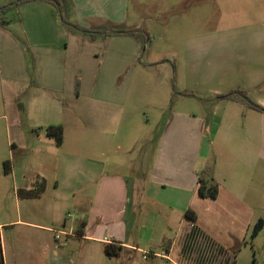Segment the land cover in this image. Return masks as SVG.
<instances>
[{
	"label": "crops",
	"instance_id": "obj_1",
	"mask_svg": "<svg viewBox=\"0 0 264 264\" xmlns=\"http://www.w3.org/2000/svg\"><path fill=\"white\" fill-rule=\"evenodd\" d=\"M58 1L67 22L139 27L128 24L131 0ZM7 16L9 24H0V93L13 159L2 185L11 176L21 205L15 220L0 222V264L256 261L252 251L264 235V113L216 100L208 116L198 108L170 112L154 150L135 138L116 144L120 125L134 131L142 122L121 112L125 97L116 79L141 42L71 32L49 0L24 2ZM222 21L205 35L204 50L193 37L191 58L209 54L210 76L225 87L215 96L241 88L264 106V0H226ZM50 125L62 127L60 145L47 134ZM211 161L219 193L201 198L199 172ZM107 244L121 245L119 255H107Z\"/></svg>",
	"mask_w": 264,
	"mask_h": 264
},
{
	"label": "rangeland",
	"instance_id": "obj_2",
	"mask_svg": "<svg viewBox=\"0 0 264 264\" xmlns=\"http://www.w3.org/2000/svg\"><path fill=\"white\" fill-rule=\"evenodd\" d=\"M225 14L226 0L130 1L128 24H137L148 38L144 44L141 43L134 59L127 62L123 59L116 79L120 94L125 97L121 112L123 115H136L142 122L134 131H125L120 125L116 144H126L135 138L143 142L145 149L154 150L162 127L174 109L192 112L198 108L208 116L217 100L213 90L225 87L217 85V78L210 76L209 54L197 56L194 61L190 51L194 36L200 40V45L196 44L200 50L208 46L205 35L215 30L216 25L218 28L224 25L222 18ZM122 46L127 47V43L123 41ZM125 56H130L129 52ZM182 95L185 98H181ZM2 100L0 93V222H7L15 220L21 194L14 190L11 176L6 177L2 185L4 163L13 159L8 151L10 146ZM89 107L92 110V105ZM71 136L68 133V137ZM68 210V220L75 221L78 214L74 207ZM253 251L255 263L264 264V235L255 243Z\"/></svg>",
	"mask_w": 264,
	"mask_h": 264
},
{
	"label": "trees",
	"instance_id": "obj_3",
	"mask_svg": "<svg viewBox=\"0 0 264 264\" xmlns=\"http://www.w3.org/2000/svg\"><path fill=\"white\" fill-rule=\"evenodd\" d=\"M32 0H12L6 4L0 5V24L2 26H6L9 24L11 19L7 16L9 13L13 12L15 13L17 10V7L24 3ZM51 1L58 10V15L60 18V21L66 26V28L71 32H77L82 34L85 37H89L91 39H105L109 35H129L134 37L135 39L141 41L142 44H144L147 41L148 35L145 31H142L141 29H133V28H122V27H115L114 29L109 28H91V27H84L82 25H79L77 23H71L67 22L63 19L62 16V9L61 4L58 0H49ZM17 20H19V17H17ZM25 46L27 55L29 56L30 60L33 61V55L30 51L27 43L25 40L20 39ZM80 87V81L77 79L76 81V91H79ZM217 100H229V101H236L239 102L245 106H248L254 110H257L259 112L264 113V106L260 105L259 103L252 100L248 93L241 89L236 88L233 89L225 94H219L216 96ZM47 134L49 136H52L55 138L56 143L60 145L63 141V129L59 126H53L50 125L46 127ZM5 172H8L9 167V161H5ZM214 168H215V162L211 161L209 164H207L200 172L198 176V195L201 198H209V199H215L218 196L219 193V183L216 181L214 177ZM44 189V183L42 182L40 185V190L42 191ZM186 217L190 219L191 221H196V215L195 213L188 209L185 213ZM262 227V221H259L253 231L252 235L255 236L259 232V230ZM122 250V246L119 244H107L105 246V253L109 256H118L120 251ZM235 253V251H234ZM255 264V261L253 262Z\"/></svg>",
	"mask_w": 264,
	"mask_h": 264
},
{
	"label": "built area",
	"instance_id": "obj_4",
	"mask_svg": "<svg viewBox=\"0 0 264 264\" xmlns=\"http://www.w3.org/2000/svg\"><path fill=\"white\" fill-rule=\"evenodd\" d=\"M56 237H58V236H56Z\"/></svg>",
	"mask_w": 264,
	"mask_h": 264
}]
</instances>
